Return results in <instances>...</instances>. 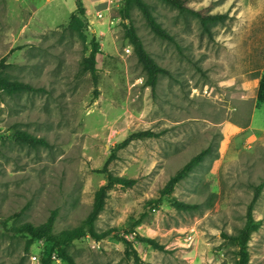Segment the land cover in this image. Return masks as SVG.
I'll return each mask as SVG.
<instances>
[{
	"label": "rangeland",
	"instance_id": "rangeland-1",
	"mask_svg": "<svg viewBox=\"0 0 264 264\" xmlns=\"http://www.w3.org/2000/svg\"><path fill=\"white\" fill-rule=\"evenodd\" d=\"M77 1L0 0L4 76L43 89L0 91V264H32V255L42 259L48 250L44 239L28 248L29 238L16 232L22 224L42 225L57 211L54 235L84 226L96 192L107 184L104 171L135 183L110 187L96 231L117 229L140 264H236L239 247L224 235L243 228L255 188L264 184V104L257 102L264 0H189L195 9L226 15L209 32L161 0H144L174 42L155 36L135 7L129 19L123 2L107 12L108 0H80L85 14L79 29H71ZM130 26L170 73L159 77L155 94L126 38ZM93 40L97 85L81 70ZM16 130L50 146L19 144ZM147 130L158 136L117 149ZM202 151L204 160L164 194ZM175 201L198 209L178 210ZM253 216L260 226L248 243L249 264H264V187ZM66 250L77 264H135L114 236H87Z\"/></svg>",
	"mask_w": 264,
	"mask_h": 264
},
{
	"label": "trees",
	"instance_id": "trees-1",
	"mask_svg": "<svg viewBox=\"0 0 264 264\" xmlns=\"http://www.w3.org/2000/svg\"><path fill=\"white\" fill-rule=\"evenodd\" d=\"M166 5L177 9L182 14H188L198 19L204 31L209 32L210 27L217 23H224L226 20V15L223 14H208L203 10L195 9L189 4V0H161ZM124 7L122 9L124 19H129L131 10L135 7L143 15L147 25L153 34L160 39L174 42L175 39L169 31H167L163 26L157 21L155 15L153 14L150 6L144 2V0H123ZM78 11L72 15L69 28L79 29L81 26V18L85 14V9L83 3L78 0ZM126 38L128 39L130 45L133 47L134 53L138 58V62L142 66V70L146 76V86L151 90L152 94H155L159 77L161 75H169L170 73L161 67L153 57L145 50L144 45L135 32V29L130 26L126 29ZM93 50L89 57L84 58L82 61L81 70L83 73H89L95 85L98 84V73H97V54L98 45L95 40L92 41ZM4 60L0 62V88L8 95H13L21 92H42L43 89L36 88L33 85L20 81H10L4 76L5 71ZM257 102L259 104H264V76L262 77L258 90H257ZM13 136L17 143L26 145L31 148L38 147H49L50 144L47 139L33 135L27 131L16 130ZM158 134L147 130L131 134L126 140H124L117 149H123L127 147L131 142L135 140H141L144 138L157 137ZM207 151H202L193 159H191L175 176H173L167 185L165 186L163 193L166 194L172 191L173 187L180 183L182 180L188 177L189 173L199 165L205 158ZM112 155V158H114ZM108 164V163H107ZM107 174V184L101 186L95 195V201L93 204V209L89 213L84 226L78 227L69 231L64 232L60 236L53 234L57 211H54L48 220L39 226H34L31 223L22 224L16 229V232L25 235L29 238L27 247L29 248L31 244L36 240H46V245H48V250L44 251L42 257V264H52L54 261L52 256L55 255L58 259L65 261L67 264H77L75 259L71 257L66 250V246L77 240H81L87 236L94 240H103L107 237L114 236L125 246V257L128 261L134 260L135 264H140L141 259L138 256L137 251L133 247V243L124 237H120L117 229L108 230L103 233H98L95 228V223L102 211L106 207V199L108 197V191L111 186L120 184L123 186H133L135 183L133 180H128L123 177L113 176L110 172L104 171ZM264 184H260L255 188V195L248 206L246 222L242 229L239 230L236 235H224V238L228 239L234 245L239 247L238 251V261L236 264H249V251L248 243L251 234L257 230L260 223L257 222L253 216V210L256 202L258 201ZM154 201H151L152 204ZM159 206V202L155 203ZM174 207L178 210L193 211L197 210L198 206L185 204L183 202H174ZM136 239L140 242L147 243L156 250L164 251V246L160 245L154 239H148L141 237L136 234Z\"/></svg>",
	"mask_w": 264,
	"mask_h": 264
},
{
	"label": "built area",
	"instance_id": "built-area-1",
	"mask_svg": "<svg viewBox=\"0 0 264 264\" xmlns=\"http://www.w3.org/2000/svg\"><path fill=\"white\" fill-rule=\"evenodd\" d=\"M123 2V0H108V7H107V12H109L110 10H112L113 8H114V5H116V4H119L118 6H120L121 5V3ZM98 16L100 17V18H102V16H103V11H102V13H99L98 14ZM130 51H129V49L127 50V53H129ZM2 89L0 88V91H1ZM31 262H32V264H42V259H41V256L39 255V254H34V255H32L31 257ZM52 259L54 260V261H57V262H59V259L55 256V255H53L52 256Z\"/></svg>",
	"mask_w": 264,
	"mask_h": 264
}]
</instances>
